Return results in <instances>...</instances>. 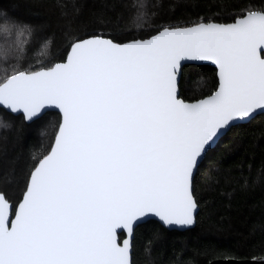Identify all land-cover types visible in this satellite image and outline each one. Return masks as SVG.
I'll return each instance as SVG.
<instances>
[{"label":"snow or ice","instance_id":"6c2138e0","mask_svg":"<svg viewBox=\"0 0 264 264\" xmlns=\"http://www.w3.org/2000/svg\"><path fill=\"white\" fill-rule=\"evenodd\" d=\"M183 59L215 62L218 91L177 99ZM0 104L26 119L46 105L63 114L10 227L0 194V264H129L116 230L131 232L146 213L191 224L197 158L230 121L264 108V13L125 44L75 43L66 63L8 76Z\"/></svg>","mask_w":264,"mask_h":264},{"label":"trees","instance_id":"16d2710c","mask_svg":"<svg viewBox=\"0 0 264 264\" xmlns=\"http://www.w3.org/2000/svg\"><path fill=\"white\" fill-rule=\"evenodd\" d=\"M251 10H264V0H0V83L15 71L63 60L73 41L89 35L121 42L163 27L227 22ZM216 86L214 66H182V98L203 97ZM59 120L58 111L47 110L27 122L22 113L0 106V191L12 211ZM193 195L198 211L192 227L168 228L153 218L136 225L132 264H208L264 255V112L231 125L206 151L193 176Z\"/></svg>","mask_w":264,"mask_h":264},{"label":"water","instance_id":"95a60500","mask_svg":"<svg viewBox=\"0 0 264 264\" xmlns=\"http://www.w3.org/2000/svg\"><path fill=\"white\" fill-rule=\"evenodd\" d=\"M249 12H255V13H264V10H251V11H248L246 13H244L243 15H240V16H237L236 18H234L233 20L231 21H227V22H221V21H214V20H209V21H200V22H197V23H193V24H190V25H185V26H176V27H163L161 29H159L158 31H156L155 33L149 35L148 37H145V38H134V39H129V40H126V41H115L111 38H108V37H104V36H98V35H89V36H86V37H83V38H80V39H76L75 41H73L70 46H69V49L66 53V56L63 60H60V61H56L55 63H53L51 66H48V67H41V68H38V69H35V70H32V71H41V70H45V69H48V68H51L53 67L54 65L58 64V63H66L67 60H68V57L71 53V50H72V47L75 43H78V42H81V41H84V40H88V39H92V38H95V37H100L102 39H108V40H111L113 43H116V44H125V43H129V42H132L133 40H146V39H150L152 36H155L157 35L160 31H163L165 28H190V27H194L195 25L197 24H200V23H204V24H218V25H229V24H233L236 22L237 19H242L244 18ZM186 63H199V64H209V65H212L216 68V74H217V86L216 88L209 94L203 96V97H200V98H196V99H193V100H187V99H184L182 98L180 95H179V80H180V75H181V68L184 64ZM12 75V74H11ZM7 79V78H6ZM5 79V80H6ZM4 80V81H5ZM3 81V82H4ZM1 82V83H3ZM219 86H220V79H219V68L218 66L215 64V62L213 61H208V60H195V59H183L180 61V64H179V67H178V71H177V79H176V92H177V99L179 100H182L184 101L185 103H196L200 100H203V99H206L207 97L213 95L216 91H218L219 89ZM1 107H4L7 111H10L14 114H17V113H22L23 116H24V119L25 121L29 122L37 117H39L41 114H43L45 111L47 110H56L60 113V120H59V124L57 126V129H56V132L54 134V138H53V141L51 143V146L49 148V150L46 152V154H44L39 160L43 159L44 156L48 155L50 152H51V149H52V146L55 142V138H56V135L59 131V128H60V125L62 123V120H63V114L62 112L60 111V109L55 106V105H46L40 113H38L36 116H34L33 118L31 119H26V115L23 111V109H18L16 111H13L10 107H7L3 104H0ZM261 112H264V108H257L255 109L253 112H251L248 116L246 117H238V118H235L234 120L230 121L229 122V125L225 126L223 129L219 130V132L217 133V135L213 138L212 141H210L206 146H205V149L201 152V155L197 158V163L196 165L194 166V169H193V173H192V176L190 178V191L192 193V198H193V201L195 203V208L192 210V223L191 224H177V223H165L159 216H157L155 213H146L143 217H139L137 220L133 221V224H132V230L131 232L128 231V229H125L123 227L121 228H118L116 230V239H117V243L123 247L124 246V242L125 241H128V245H129V248H128V260H129V264H132L131 263V251H132V239H133V233H134V228L136 227L137 224L139 223H142L144 222L145 220L149 219V218H153V219H156L158 220L163 226L165 227H168V228H176V229H186V228H190L192 227L195 222H196V213L198 211V204L195 200V197L193 195V176L196 172V169H197V166L198 164L200 163V161L202 160L203 156L205 155L206 151L212 147L216 142L217 140L219 139V137L221 135H223L227 130L228 128L235 124V123H238V122H245L247 120H249L251 117L255 116L256 114L258 113H261ZM39 160L37 161L36 165L32 168V170L30 171L29 173V177H28V181H27V184H26V187H25V190L23 191L19 201L17 202L15 208H14V211H12V204L10 201H8L4 195L3 192L0 191V194H3L5 199L9 202V204L11 205V210L9 212V216H10V220H9V227L11 226V220L12 219H15V212L18 208V206L20 205V203H22L23 199H24V194L28 188V185L30 183V178H31V175H32V172L34 171V169L36 168V166L38 165L39 163ZM120 232H124V236L122 238L119 237V233ZM242 261H247V262H251V263H255V264H263L264 263V255H258V256H254V257H251V258H246V259H235V258H223V259H213L211 261H209L208 264H217V263H220V262H226V263H234V262H242Z\"/></svg>","mask_w":264,"mask_h":264}]
</instances>
